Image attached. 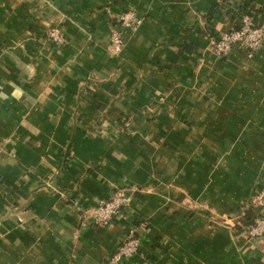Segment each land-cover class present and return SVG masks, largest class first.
<instances>
[{"label":"crops","instance_id":"0c3cea01","mask_svg":"<svg viewBox=\"0 0 264 264\" xmlns=\"http://www.w3.org/2000/svg\"><path fill=\"white\" fill-rule=\"evenodd\" d=\"M244 12L264 26V0H0V264H104L130 229L119 264H264V47L209 45ZM118 184L126 217L82 226Z\"/></svg>","mask_w":264,"mask_h":264},{"label":"built area","instance_id":"2783aa9c","mask_svg":"<svg viewBox=\"0 0 264 264\" xmlns=\"http://www.w3.org/2000/svg\"><path fill=\"white\" fill-rule=\"evenodd\" d=\"M116 20L117 25L111 28L109 48L113 54L118 55L126 45V36L123 29H137L142 25L143 18L139 17L135 10L128 9L116 15ZM48 36L56 43L63 41V37L57 28L49 30ZM209 45L219 58L226 57L234 48L242 49L248 56H252L264 47V26L254 23L249 12H244L236 28L210 37ZM131 200V189L118 184L108 199L100 201L94 207L80 209L81 225L109 226L116 218L126 217ZM251 205L260 209V211L263 210L264 185L253 196ZM244 234L249 241L264 237V217L257 216L244 229ZM140 246L141 238L137 235L135 229H130L126 238L118 245L115 253L104 264H119L121 261L137 255Z\"/></svg>","mask_w":264,"mask_h":264},{"label":"trees","instance_id":"16d2710c","mask_svg":"<svg viewBox=\"0 0 264 264\" xmlns=\"http://www.w3.org/2000/svg\"><path fill=\"white\" fill-rule=\"evenodd\" d=\"M262 216L264 217V215H262ZM253 221H254V220H253ZM253 221H252V222H253ZM252 222H251V223H252ZM251 223H249V224H251ZM249 224H248V225H249Z\"/></svg>","mask_w":264,"mask_h":264}]
</instances>
